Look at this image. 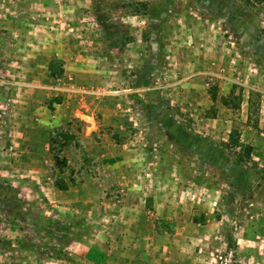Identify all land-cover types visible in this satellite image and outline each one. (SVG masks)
Wrapping results in <instances>:
<instances>
[{
  "label": "rangeland",
  "instance_id": "obj_1",
  "mask_svg": "<svg viewBox=\"0 0 264 264\" xmlns=\"http://www.w3.org/2000/svg\"><path fill=\"white\" fill-rule=\"evenodd\" d=\"M137 261L264 264V0H0V264Z\"/></svg>",
  "mask_w": 264,
  "mask_h": 264
},
{
  "label": "trees",
  "instance_id": "obj_2",
  "mask_svg": "<svg viewBox=\"0 0 264 264\" xmlns=\"http://www.w3.org/2000/svg\"><path fill=\"white\" fill-rule=\"evenodd\" d=\"M250 150H251V147H249V148L247 149V151H248L249 153H250ZM16 225H17V224H16ZM16 225L13 223V226H12V227L16 229V228H17ZM18 226H19V225H18ZM20 228H21V227H19V229H20Z\"/></svg>",
  "mask_w": 264,
  "mask_h": 264
},
{
  "label": "crops",
  "instance_id": "obj_3",
  "mask_svg": "<svg viewBox=\"0 0 264 264\" xmlns=\"http://www.w3.org/2000/svg\"><path fill=\"white\" fill-rule=\"evenodd\" d=\"M135 264H138V261H137V262H135Z\"/></svg>",
  "mask_w": 264,
  "mask_h": 264
}]
</instances>
